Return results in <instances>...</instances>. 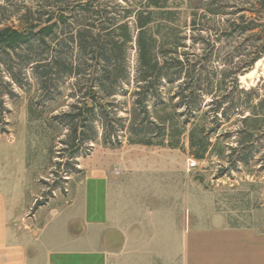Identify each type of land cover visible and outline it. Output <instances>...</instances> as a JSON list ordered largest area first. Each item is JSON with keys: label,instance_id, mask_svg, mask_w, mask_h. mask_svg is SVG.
Wrapping results in <instances>:
<instances>
[{"label": "rangeland", "instance_id": "1", "mask_svg": "<svg viewBox=\"0 0 264 264\" xmlns=\"http://www.w3.org/2000/svg\"><path fill=\"white\" fill-rule=\"evenodd\" d=\"M143 1L0 0V30L29 37L23 45L0 46V189L20 198L23 219L16 226L35 229L34 216L38 224L60 226L73 209L59 210L71 204L77 186L104 169L111 224L120 222L132 240L144 238L157 250L161 233L177 227L189 243V264H262L264 123L247 126L231 113L226 120L224 103L210 124L209 96L200 115L184 105L178 110L188 131L206 125L211 147L204 160L192 157L187 137L181 149L130 143L154 104H185L189 94L182 82L164 84L137 106L145 99L136 95L138 32L134 15L123 16ZM263 7L264 0H169L150 26L155 52L161 59L203 60L204 78L222 80L229 54L248 44L233 31L251 9ZM124 22L131 41L117 31ZM239 82L245 90L259 87L253 95L264 100V56ZM247 128L255 132L247 135Z\"/></svg>", "mask_w": 264, "mask_h": 264}, {"label": "trees", "instance_id": "2", "mask_svg": "<svg viewBox=\"0 0 264 264\" xmlns=\"http://www.w3.org/2000/svg\"><path fill=\"white\" fill-rule=\"evenodd\" d=\"M168 2L169 0H144L136 13L133 9H127L124 12V20L130 19L134 15L138 32L139 61L135 79L137 84L136 95L145 99L143 101L138 99L137 106H142L147 101L146 99L150 100V96L155 98L158 90L164 87V84L182 82L180 85L182 91L189 92V94L184 99L186 100L185 104L182 102L171 107L164 101L157 103V105L154 104L155 111L151 114H148L149 111L145 112L148 116L144 120L139 121L137 133H135V137H132L130 143L147 147L181 149L182 140L187 137L192 157L197 160H204L209 154L211 147L210 134L207 131V127L205 125L197 129L193 125L194 129L188 131V122H180V117L183 116V113H178L179 106H186L191 110V113L197 116V114L203 113L206 97L211 96V101L205 106L211 108L212 111L204 113L205 117L211 120L210 124H213L214 120L218 119L219 110L224 103L228 104L227 109H224V113H222L224 119L228 120L231 113L233 116L243 117V123L246 125L250 122L255 124L264 123V100L259 99L256 102L258 97L256 98L253 95L259 91V87L245 90L239 82V75L252 68L264 56V7L251 9V17H242L243 25H238L239 29L237 31L234 30L232 34L242 37L246 36L245 42L248 44L242 43L229 54L231 58L230 67L227 71L228 73H225L222 77V80L217 79V74L214 81H210L207 77L204 78L207 66H205L203 60L192 63L190 60L185 61L183 57H181L182 59H169L163 56L161 59L156 54L158 41L155 39V35L151 33L150 26L155 23V17L163 15L162 10L167 8ZM82 6L86 7L88 3H84ZM127 22L120 23L117 31L121 32L126 41H131L132 35ZM47 29L50 30L51 28ZM28 38V35L23 32L19 33L10 29L0 30V46L13 48L18 44H26ZM117 44H114V50ZM235 59H238L240 63H234ZM216 79L217 81L215 82ZM122 82L123 79L121 78L120 83L123 84ZM222 92L225 95H219ZM158 107H161L162 110H158ZM193 118L197 119L195 116ZM151 128H155L157 131L151 133ZM246 131L247 135H252L255 129L247 128Z\"/></svg>", "mask_w": 264, "mask_h": 264}, {"label": "crops", "instance_id": "3", "mask_svg": "<svg viewBox=\"0 0 264 264\" xmlns=\"http://www.w3.org/2000/svg\"><path fill=\"white\" fill-rule=\"evenodd\" d=\"M19 202V196L9 198L0 189V264H189V243L177 227L162 232L154 250L152 242L128 237L120 222L111 224L110 179L104 169L91 171L77 186L71 204L59 210L73 209L60 226L52 227L50 220L38 224L34 216L36 228L24 222L19 231ZM260 259L264 264V249Z\"/></svg>", "mask_w": 264, "mask_h": 264}, {"label": "bare ground", "instance_id": "4", "mask_svg": "<svg viewBox=\"0 0 264 264\" xmlns=\"http://www.w3.org/2000/svg\"><path fill=\"white\" fill-rule=\"evenodd\" d=\"M254 73H255V71H252L251 73H249V75L247 77H253ZM245 79H246L245 77L242 78V80H245Z\"/></svg>", "mask_w": 264, "mask_h": 264}]
</instances>
